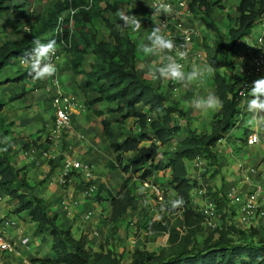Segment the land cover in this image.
I'll list each match as a JSON object with an SVG mask.
<instances>
[{
    "label": "trees",
    "instance_id": "1",
    "mask_svg": "<svg viewBox=\"0 0 264 264\" xmlns=\"http://www.w3.org/2000/svg\"><path fill=\"white\" fill-rule=\"evenodd\" d=\"M4 2V0H2ZM2 2L1 11L9 7ZM55 0L45 17L33 27L28 38L20 41H5L0 45V72L13 65L19 57L31 50V41L36 37L47 42L57 27L59 18L66 16L70 9L77 10L74 17L75 34L70 53L71 71L75 76H85L86 82L80 86L87 99L94 93L96 98L91 101L90 110L97 117L106 114L118 116L115 121L123 123L134 119L139 132L127 135L118 141V132L110 120L101 121L103 131L108 140V147L116 155L110 164L111 169L119 168L124 174H137L138 180H146L156 172L171 170V185L178 198L182 197V219L178 220L179 228H186V235L181 237L178 227L170 230V245L158 252H149L136 247L130 263L112 253L93 251L88 247V238H76L72 228H64L59 223L58 215L50 210V205L40 196L33 194L26 176L25 169L15 165L16 152L11 147L8 151H0V196L10 197L17 201L15 213L25 214L29 221L36 225L34 238H42L46 242L51 238V253L48 258L37 257L31 264H264V237L259 240L260 230L256 227L245 228L235 224H227L230 203L225 195L213 193L211 201L217 205L220 215V226L215 229L202 243L197 240L204 222L200 212L191 206V192L194 184L188 177L186 161H194L201 157L216 163L218 159V143L235 130L239 125L241 114L239 105L243 98L239 96V85L242 76L236 64L238 50L246 39L253 34L255 27L264 17V0H240L233 17L227 36L219 29L213 18L215 9H222L221 0H193L192 7H198L201 21L208 34L214 37L216 53L208 56L213 67V84L216 94L223 101V108L215 117V123L209 133H189L174 147L173 157H160V149L171 143L182 131L177 118L185 117L179 107V101L170 97L153 86V82L142 77L138 69L136 51L139 39L133 33L122 29L117 16L121 6L116 0ZM23 8L17 18L27 15ZM104 23L108 31V41L101 39L96 25ZM91 55L89 67L83 66ZM16 64V63H15ZM238 68V69H237ZM29 78L28 70L10 82L21 83ZM14 97L12 101L19 99ZM97 103H106L107 110H95ZM4 104L0 103V111ZM8 127L0 117V138L8 136ZM250 134L247 135L248 138ZM247 141V139H246ZM148 142V146L143 144ZM50 141L42 143L25 141L22 150L35 148L45 152ZM4 147V145H0ZM129 153L132 157L125 158ZM159 157V158H158ZM123 186L117 196L110 195L112 219L127 214L137 197ZM102 188V187H101ZM31 192V193H30ZM210 190L208 194H211ZM259 231V232H258Z\"/></svg>",
    "mask_w": 264,
    "mask_h": 264
},
{
    "label": "rangeland",
    "instance_id": "2",
    "mask_svg": "<svg viewBox=\"0 0 264 264\" xmlns=\"http://www.w3.org/2000/svg\"><path fill=\"white\" fill-rule=\"evenodd\" d=\"M116 1L119 2L121 8L125 12L131 11L129 13L130 15H135L140 18L139 14L137 13L138 5L135 0ZM221 1L223 8L215 9L213 18L219 29L227 36L228 30L231 26L230 17L234 16L235 9L238 6L240 0ZM0 2H2V0H0ZM2 3L9 7V10L1 11L0 9V45L8 40L20 41L28 38V35L30 32H32L33 27L42 17L47 15L49 8L54 5L55 0H4ZM23 8L25 11H27L26 13L28 16L18 19L17 16L20 15ZM140 20L142 24L140 30L143 31V37L146 38L153 25L149 27V24L145 23L144 19L140 18ZM201 28H204L203 25ZM96 30L101 39L106 41L109 40L108 31L106 30L104 23H98L96 25ZM203 34L205 53L207 56H209L211 52L212 55L216 51L214 37L211 34H208L207 30H205ZM263 35L264 17L255 27L252 37L248 38L247 42L249 44L256 43V40ZM133 37L137 40L140 38L137 35H134V33ZM143 37L141 34V38ZM65 54L70 61V53L66 52ZM91 61L92 56L89 55L83 68H88ZM147 61L150 62L149 60ZM236 64L240 69L242 66H244L238 61L237 58ZM26 70V68L20 67L18 63L9 65L4 70H2L0 72V95H3V91H6L4 93L14 91L16 87L19 86V84H29L31 89L38 91L44 90L43 85L40 86L38 83L34 84L32 80L29 81L26 79L21 83L7 82L17 78ZM140 74L143 75L144 72L140 71ZM260 77H264V73L258 77L253 76V78H251V82ZM62 81H64L63 77ZM153 86L160 92L166 93L172 101H179V107L185 113V117L177 118L178 123L182 127V131L171 143L160 149V157L167 159L173 157L172 153L176 144L187 137L190 132L195 131L199 134H202L209 133L211 131V128L215 123L216 114L218 112L201 114L191 109L186 102L189 101L194 95H206L207 90L215 91L213 84V74L210 78L205 80L203 85L194 86L192 89L187 91L180 88L179 96H177V90L175 89V87L178 85H173L171 83L164 85L158 82H153ZM77 95L82 97L86 108V111L82 113H88L91 109V97L89 99L84 97L82 90L77 92ZM249 98L250 97H247L246 99ZM99 105L101 108H103V110H107L106 103ZM32 106L34 108L32 111L30 110L32 114H36L39 112V109H41L36 104H32ZM240 112L241 114L238 118L239 125L235 130L227 135L225 138V144L220 146H224V149L222 152L218 150V159L216 160V163L209 162L205 167L197 168L194 161H186L188 177L191 180V183L194 184V189L191 192V206L198 212L202 211V208L204 207V204L207 200L211 201L213 193L218 192L224 195L227 184L236 186L237 191L241 193V197L243 195L249 197V195H253V192L250 191L259 189V200L261 204L264 205V130H250L245 126L244 123L245 119L247 118V113L244 112L242 108H240ZM46 113L47 112H40L39 116H41V118H48V125L44 123V126L36 133V135L40 134L39 137L36 136V138L33 139L28 138L27 141L32 142L38 138L42 141V143H45L48 140L50 141V139L58 141L57 146L52 152L53 158H43L46 162V167H44V163L37 167L38 164L33 162L24 168L26 176H28V179L32 181V185L37 184L38 186V190L31 187L33 189L32 191L40 197L42 194L46 195L43 199L50 205V210H54L55 208L61 210L59 223L62 227H71L73 232V228L76 227V225L81 226V219L83 220V211L85 212V209H80L79 205L84 203V200L87 201L90 197L94 198L92 200L93 203H89V201L87 202L89 203L87 206L90 208H93V206L96 204L101 206L106 204L107 206H105L103 210L99 211V215L95 213V216L97 217L94 216V218L90 221L91 223L86 224L90 226L89 230H85L81 227L78 232H73V234L77 239L83 235L86 236L88 238L89 249L96 252H110L113 255L121 258L123 263H130L132 261V255L136 247L149 252H158L163 248L168 247L171 240L170 230L173 227H178L181 237L187 234L186 228L182 230L179 228L178 224V220L182 219V209H178L175 212H161V208L167 204L170 198H178L171 185L170 169L156 172L154 174L155 180L160 189H162L163 193V202L162 205H160L157 198L152 193L150 194L143 191L141 183L138 181L139 178L137 174H124L119 168L115 170L111 169L110 164L115 161L116 155L113 154V161L107 158V151L110 150L107 139H105L103 136H100V138L102 137L101 140H103V145L100 148H98L96 145L91 147L89 142H91L92 137L93 139H98L99 134H97L95 130H89V128H87V132L82 130L78 131L77 128L80 129L78 126V120H75L74 122V125H77V128L75 129L78 133L74 132L71 128L68 130V133H65L62 130L60 133H58L55 120H53V117L50 114ZM116 118H118V116H116ZM116 118L114 117L113 119V117H111V119H113V126L116 128L119 135L118 141L123 140L127 135L130 136L139 132L138 127L134 123V119H129L123 123H117L115 121ZM7 130L11 132L12 127H8ZM251 133L259 134L260 143L258 145H247L246 137ZM58 135L59 138L56 139V136ZM71 136H73V139H71V141L69 139L67 140V143H65L66 138L68 139V137ZM31 137H34V135ZM51 142L52 141H50V143ZM143 145L148 146L149 143L146 142ZM95 147L98 148V150L95 149ZM49 148L50 147L48 146V149ZM31 150L36 151L35 148H32ZM223 152H225V154H223ZM19 154H23L25 156L22 148H20ZM132 155V153H129L125 156V158H130ZM66 157H71L75 161H89L92 167V177L87 178L80 171H72L69 173V181H66V183L63 184L62 175L64 172V161L66 160ZM32 164H35V166ZM15 165L17 167V164ZM27 168L30 169L27 170ZM252 168L255 169L256 173L251 175L250 184L248 185L244 181L243 183L240 182L241 178L243 180V174H247L249 169ZM45 174L46 177L44 178ZM50 177H54V179H49ZM126 184V189L132 191L137 199L132 208L128 210L126 215L114 221L111 218L112 204L109 200L111 197L110 195L112 194L117 196L121 188ZM88 188L90 189V192H88L89 194L84 192V190H87ZM41 189L43 190L40 194L38 191ZM210 190L212 193L208 194ZM69 191L70 194H74L75 196H80L82 193H84L86 194V197L80 198L75 196H65L66 193H69ZM64 192L66 193L63 194ZM78 192L80 193L78 194ZM47 194L48 196L50 194V197L53 199L52 202H48L46 200ZM16 203L17 201L12 200L10 197L0 196V231L6 232L13 239H18V234H16V232L18 233V230H20L19 232H22L24 236H29V238L33 241L31 251L28 254V260L30 264L32 260L37 257H50L52 255L51 238H48L46 242H43L41 237L34 238L36 225L29 221L25 214L18 215L15 213ZM70 207L71 209L73 207L72 211L71 209L67 210V208ZM94 210L95 209L93 208V211ZM226 210H228L227 224L241 226L240 223H242V221L240 219L242 215L238 206L233 207L231 205L230 207H227ZM69 214L71 215L69 216ZM216 219L217 225H219V223H221V218L218 213ZM67 220H69V223ZM262 221L261 215L258 213L254 222L255 226H252L260 230V232L258 231V240L262 236L264 237V222ZM9 222L10 225L8 224ZM13 224L21 225L20 229ZM200 227L202 229L197 235V240L199 243H202L215 229L211 231L207 230L203 223L200 225Z\"/></svg>",
    "mask_w": 264,
    "mask_h": 264
},
{
    "label": "built area",
    "instance_id": "3",
    "mask_svg": "<svg viewBox=\"0 0 264 264\" xmlns=\"http://www.w3.org/2000/svg\"><path fill=\"white\" fill-rule=\"evenodd\" d=\"M71 1V0H69ZM138 5V11L141 19H144L145 23L149 24V27L155 26L151 20L153 10L148 6V4L155 3L156 0H135ZM93 0H90V5L84 7L86 10H89L92 6ZM168 3L172 5L173 15L167 17L162 15L160 17L161 22H163V32L164 34L176 41L177 44L183 43L184 41L188 42L189 45V55L184 61L186 69L188 65L195 60L197 63H203L210 65L208 61V56L204 50V41H203V32L206 30V27L201 21V13L196 6L195 8L191 6L193 0H167ZM77 13V10L70 9L66 16L59 18L57 27L55 28L54 33L51 37H48L47 41L56 39L57 40V54L53 58V62L57 65V74L53 78L41 81L34 82L38 83L40 86H44V91L47 92L50 97L51 107L54 113L55 125L60 131L67 132L72 127L73 116L86 111L84 103L81 99L72 93L67 92L63 87L62 74L59 70V62L61 57L66 53L67 50L72 47V40L75 34L74 26V17ZM203 25L204 28H201ZM152 27V28H153ZM70 36V40L68 37ZM252 37V35L250 36ZM248 37V38H250ZM246 39L245 44L238 50L237 59L244 66L239 68V74L242 76V81L239 85V96L243 99H246L247 93L245 91L250 89L252 84L251 78L253 76L258 77L264 73V35L259 37L256 40V43H248ZM16 64L22 67L19 63V59L16 60ZM26 68V67H22ZM27 69V68H26ZM28 70V69H27ZM31 80V78H27ZM177 96L180 95V87L176 86ZM255 137L251 143L249 139ZM59 138V135L56 136V139ZM49 143V149L45 152H42L43 158H53L52 152L57 146L56 140H52ZM248 146H255L260 143V137L258 133H251L246 141ZM225 144V139L220 140L218 146ZM195 166L197 168L205 167L207 161L201 157H197L194 160ZM242 170V169H241ZM72 171H80L87 178L92 177V167L89 163L84 161H75L71 157H66L64 161V172L62 175L63 184L66 181H69ZM256 173L255 169H249L247 174H243V181L246 184H250L251 175ZM141 183L143 191L152 193L158 200V203L162 205L163 202V193L157 184L155 177L148 178L146 180H138ZM138 182V183H139ZM253 195L247 196V198H242L237 191L236 186L229 188L225 194L230 205L238 206L241 212V226L245 228H251L254 225L256 216L258 213L261 215V219L264 222V205L261 204L259 200L260 190L254 189ZM204 219V226L207 230H213L218 228L217 225V205L214 201L207 200L200 211ZM87 218H90L88 214ZM10 225V222L8 223ZM14 225V224H13ZM15 226V225H14ZM18 239L11 238L6 232L0 231V264H27L26 253L31 249L32 240L29 237L18 236Z\"/></svg>",
    "mask_w": 264,
    "mask_h": 264
},
{
    "label": "clouds",
    "instance_id": "4",
    "mask_svg": "<svg viewBox=\"0 0 264 264\" xmlns=\"http://www.w3.org/2000/svg\"><path fill=\"white\" fill-rule=\"evenodd\" d=\"M153 10L151 20L154 27L146 37V42L141 40L136 47L138 55H142L150 62L144 65V74L153 82L164 85L169 83L178 85L183 90H190L194 86H200L210 78L214 72L213 67L193 60L187 67L184 61L189 55V45L187 41L177 44L175 40L168 38L164 32L160 17L173 15V8L167 0H156L155 3L148 4ZM131 11L125 12L123 9L117 12L119 26L132 33L138 32L142 27L141 20L135 15H130ZM70 40V36L68 37ZM31 50L19 57L22 67L28 69V76L33 82L46 81L57 74V65L53 58L57 54V40L52 39L42 42L39 38L31 41ZM249 99L241 101L240 108L247 113L244 123L250 130H264V77H260L252 82L250 89L245 91ZM191 109L201 114L216 113L222 110L223 101L213 90H207L206 95H194L186 102ZM255 137L249 139V143ZM0 151H8L14 147L11 138L4 136L0 138ZM184 205L182 197L169 199L167 204L161 208V212H175Z\"/></svg>",
    "mask_w": 264,
    "mask_h": 264
},
{
    "label": "crops",
    "instance_id": "5",
    "mask_svg": "<svg viewBox=\"0 0 264 264\" xmlns=\"http://www.w3.org/2000/svg\"><path fill=\"white\" fill-rule=\"evenodd\" d=\"M139 31L135 32L134 35H137L138 37H140L139 41L143 40L146 42V38L143 37V31H141V30H139ZM141 34H142L143 38H141ZM137 61H138L137 67L139 69V72L140 71L144 72V65L148 61L142 55H138ZM59 70L61 71V74H62V77L64 80L62 83L64 89L69 93L77 95V92H80L82 90L80 86H82L86 82V77L85 76H78L77 77L73 74V72L71 71V62L69 61V58L67 57L66 54H64L60 59ZM141 76L147 78L145 76V74H143V75L141 74ZM2 87H4V86H2ZM17 87L14 91H9V92L7 91L8 93H4L6 91H3V95H0V103L4 104L3 109L0 111V117L5 119L6 124L13 123L12 131L9 132L8 137L11 138V143L14 145V147H12V148L16 152V158H15L16 163L15 164H17V168H19V169H25L30 163H33V162L34 163L36 162L38 164L37 167H39L43 163L45 165L44 167H46V162L43 159V156H42L40 151H37V150L36 151H33V150L24 151L23 150L25 153V156L23 154H19V151H20V148H22L20 146H23L22 144L25 141H27L28 138L33 139V138H36V136L37 137L40 136V134L36 135V133L44 126V123L46 125H48V123H47L48 118H41V116H39L40 112H43V113L47 112L46 114H50L53 117V120H55L54 113H53V110L51 107L50 97L48 96L47 92L44 90L38 91V90L31 89V87H29V84H27V85L26 84H19V86H17ZM19 95H22V96L19 99L12 101V99L14 97H19ZM77 96L79 97L80 95H77ZM83 96L85 97L84 94H83ZM90 97L92 100H94L96 98V95L91 94V96L89 95V98ZM79 98L83 102L82 97L80 96ZM32 104H36L37 106H39V108H41L42 111H41V109H39V112H37L36 114H32L30 112V110L32 111L34 109ZM99 104H102V103H97L96 105H94V109L98 110V111L99 110L105 111V110H103V108L100 107ZM36 109H38V108H36ZM111 117H113V119H114V117L116 118V115L110 116V115L106 114L105 116L99 118L95 115L94 110H90L88 113L87 112L82 113V114L79 113V115L75 114L73 116V122H72L71 129H73V131L76 132L75 128H77V125H74V122H75V120H78L79 121L78 126L80 127V129L77 128L78 131L82 130L84 132H87V128H89V130H91V129L95 130L96 133L99 134V138L93 139V137H92V140H91V142H89V145L91 147H94L96 145L98 148H100L103 145V140H101L102 137L100 138V136H103L106 139L101 121L103 119H107L113 123V119H111ZM68 132L69 131H67V133ZM76 133H78V132H76ZM32 135H34V137H31ZM69 139L71 141V139H73V136L68 137V139L66 138L65 143H67V140H69ZM222 145L223 144H221L220 146H222ZM220 146H218L217 151L220 150L222 152L224 149V146L223 147H220ZM98 148L95 147V149H97V150H98ZM107 153H108L107 158L109 160L113 161L114 155L111 152V150H108ZM223 154H225V152H223ZM27 162H29V163H27ZM87 162L89 163V161H87ZM87 162H85V163H87ZM89 164L91 165V163H89ZM32 165L35 166V164H32ZM29 169L30 168H27V170H29ZM45 177H46V174H45L44 178ZM51 177L49 179H54V177L53 178H51ZM240 182L243 183L242 178L240 179ZM29 183H30L31 187L38 190L37 184L32 185L31 180H29ZM230 187H232V184L226 185L224 195L227 193V191L229 190ZM42 190L43 189L39 190L38 193L40 192V194H41ZM84 192L88 193V192H90V189L88 188L87 190H84ZM33 193L35 194V192H33ZM65 193L66 192H64L63 194H65ZM79 193L80 192H78V194ZM44 196H46V195L42 194L41 198H44ZM65 196H67V197L72 196L73 197L75 195L70 194V191H69V193H66ZM75 197H80V198L86 197V194L82 193L80 196L77 195ZM242 198L246 199L247 196L243 195ZM93 199H94L93 197L92 198L90 197V198H88L87 201L84 200V203H81V205H79L80 209L81 208H83V210L85 209V212L83 211L84 216H83V220L81 219V226L76 225V227L73 228L74 233L78 232V230L81 227L84 228L85 230H89L90 226L86 225V224L91 223L90 221L94 218L95 213L97 215H99V211L103 210L105 208V206H107L106 204H103V206L96 204L93 206V208L95 209L93 211V208H90L89 206H87L89 203H93V201H92ZM46 200L48 202H52L53 199L50 197V194H49V196L47 194ZM88 201H89V203H87ZM69 209H71V207L67 208V210H69ZM72 210H73V207H72L71 211ZM51 211L54 214L58 215L59 218L61 217V215H60L61 210L60 209L55 208L54 210H51ZM71 211H69V212H71ZM88 214H90V218H87ZM70 215L71 214H69V216ZM95 217H97V216H95ZM67 222L69 223V220H67ZM14 225L20 229L21 225H18V224H14ZM70 226H71V222H70ZM19 231L20 230H18V233L16 232V234H18L17 237L18 236L29 237L28 235L24 236L23 233L19 232ZM32 242H31V246L33 244ZM30 251H31V249L29 251H27V253H26V258H27V262H28L27 264H30V262L28 260V254Z\"/></svg>",
    "mask_w": 264,
    "mask_h": 264
}]
</instances>
